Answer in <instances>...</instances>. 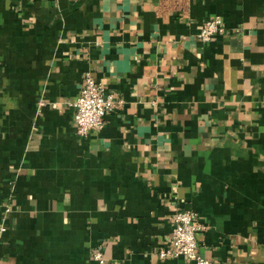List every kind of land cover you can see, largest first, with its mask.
Segmentation results:
<instances>
[{"label": "crops", "instance_id": "crops-1", "mask_svg": "<svg viewBox=\"0 0 264 264\" xmlns=\"http://www.w3.org/2000/svg\"><path fill=\"white\" fill-rule=\"evenodd\" d=\"M88 72L124 102L83 135ZM189 208L264 264V0H0V264H195L157 252Z\"/></svg>", "mask_w": 264, "mask_h": 264}, {"label": "built area", "instance_id": "built-area-1", "mask_svg": "<svg viewBox=\"0 0 264 264\" xmlns=\"http://www.w3.org/2000/svg\"><path fill=\"white\" fill-rule=\"evenodd\" d=\"M225 29L223 17L216 15L207 19L198 34L199 40L210 43L214 36ZM124 100L110 92L90 73H86L77 98L71 103L75 109L77 131L86 135L92 129L103 128L106 115L119 108ZM10 209L4 204L3 212ZM204 228L196 209L176 210L172 215V232L170 238L162 244L157 252L161 258L184 256L195 264H215L213 258L203 252L198 245V234ZM5 226L0 223V232ZM95 261L103 263L104 252L101 245L92 250Z\"/></svg>", "mask_w": 264, "mask_h": 264}]
</instances>
